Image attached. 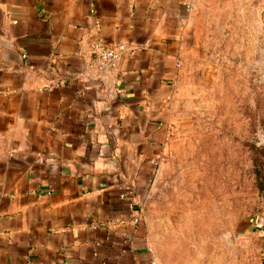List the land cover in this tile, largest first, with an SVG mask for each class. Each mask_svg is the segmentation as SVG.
Here are the masks:
<instances>
[{
	"label": "crops",
	"instance_id": "1",
	"mask_svg": "<svg viewBox=\"0 0 264 264\" xmlns=\"http://www.w3.org/2000/svg\"><path fill=\"white\" fill-rule=\"evenodd\" d=\"M198 3L0 0V264H160L145 204Z\"/></svg>",
	"mask_w": 264,
	"mask_h": 264
},
{
	"label": "rangeland",
	"instance_id": "2",
	"mask_svg": "<svg viewBox=\"0 0 264 264\" xmlns=\"http://www.w3.org/2000/svg\"><path fill=\"white\" fill-rule=\"evenodd\" d=\"M145 204L160 264H259L264 0H198Z\"/></svg>",
	"mask_w": 264,
	"mask_h": 264
},
{
	"label": "built area",
	"instance_id": "3",
	"mask_svg": "<svg viewBox=\"0 0 264 264\" xmlns=\"http://www.w3.org/2000/svg\"><path fill=\"white\" fill-rule=\"evenodd\" d=\"M126 51H128V47L125 43L106 44L96 42L93 45V53L102 67L116 66Z\"/></svg>",
	"mask_w": 264,
	"mask_h": 264
}]
</instances>
